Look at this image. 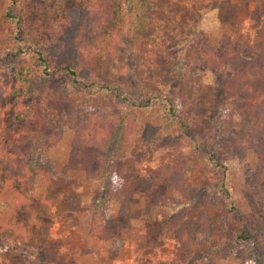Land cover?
Masks as SVG:
<instances>
[{"label":"rangeland","instance_id":"rangeland-1","mask_svg":"<svg viewBox=\"0 0 264 264\" xmlns=\"http://www.w3.org/2000/svg\"><path fill=\"white\" fill-rule=\"evenodd\" d=\"M148 1L152 4L149 35L140 53L124 51L104 58L96 82L99 89L89 103L101 115L123 114L129 108L118 99L130 100L139 87L146 92V100L167 98L178 108H196L188 128L196 147L181 152L183 182L191 201L184 202L180 192L165 189L159 178L163 168L175 161L173 146L181 136L159 144H147L142 139L136 142L130 157L121 163L132 167L138 177L131 214L122 218L117 215L116 204L105 198L101 182L67 171L73 139V130L67 127L57 147L38 152L33 168L37 190L29 192L27 188L20 207L19 200L8 206L0 197V264H177L190 257L191 264H256L261 260L264 252L243 235L241 223L242 215L249 212L244 190L257 163L248 139L250 128L235 130L218 125L216 111L225 99L224 84L233 72L229 67L210 70L206 51L215 47L235 50L248 59L264 58V0ZM51 4L45 0H0V32L8 31L20 13L30 19L41 18V12ZM39 50L34 47L19 58L0 56L4 122L0 152H13L15 135L36 127L33 114L53 111L42 96L36 95L31 82ZM188 65L195 66L190 75ZM66 83L74 85L72 80ZM104 87L109 91H101ZM159 112L155 107L140 114L139 121L156 125ZM241 145L246 146L244 155L238 152ZM41 170L52 178L49 193L64 196L56 203H42L47 189ZM5 181L0 177V193ZM223 184L226 190L220 189ZM15 189L19 191L20 184L16 183ZM157 200L158 216L144 219L143 211ZM97 206L113 232L112 239L102 241L90 234ZM36 207L44 210L39 220L28 217L29 209ZM202 215L211 226L209 241L184 250L178 237L180 228L185 224L200 226ZM38 223L48 229L45 238ZM213 244L230 248V255L215 262L209 257Z\"/></svg>","mask_w":264,"mask_h":264},{"label":"trees","instance_id":"trees-1","mask_svg":"<svg viewBox=\"0 0 264 264\" xmlns=\"http://www.w3.org/2000/svg\"><path fill=\"white\" fill-rule=\"evenodd\" d=\"M52 1L51 8L41 12V18L30 19L24 14L14 16L8 31L0 32V56L19 58L34 47L38 64L31 73L36 95L52 106L51 113L41 110L33 114L35 128L15 135L13 152H0V177H5L0 197L7 205L18 207L23 203V193L37 190L33 168L41 149L59 145L65 128L73 130L66 169L79 172L91 181L102 183L105 198L117 206V215L126 218L131 214L132 201L138 190V177L132 167L122 166L130 157L136 142L159 144L181 136L174 144L175 161L166 165L159 178L167 190L183 195L191 201V194L183 182L184 161L181 152L195 148L188 135L191 117L196 108H178L167 98L146 100V92L139 87L129 99H118L129 109L123 113L101 115L89 103L98 91L99 64L108 56L122 52L138 55L148 38V20L151 2L148 0H45ZM264 43V34L261 36ZM210 70L229 67L233 75L225 82V99L216 111L221 128L243 130L249 126L248 139L257 155L255 173L244 190L249 212L242 215L243 235L253 239L257 249L264 252V58L248 59L237 51L211 47L206 51ZM20 60V59H18ZM195 66L188 65V75ZM63 79V80H62ZM72 80V85L66 83ZM101 91H109L101 88ZM155 107L160 108L156 125L139 121V115ZM3 113L0 110V136L4 132ZM240 145V144H239ZM238 152H246L241 145ZM46 194L43 201L56 203L64 196L48 191L52 178L46 170ZM20 184V190L15 184ZM223 184L220 189L224 190ZM226 190V188H225ZM48 207V206H45ZM158 200L143 211L146 220L158 216ZM43 208H31L29 218L39 219ZM46 212L50 208H45ZM90 234L102 241L113 238L105 225L100 206L93 212ZM200 226L183 225L178 233L184 250L194 248L210 239V224L206 216H199ZM45 238L48 229L38 223ZM41 238L40 243H44ZM231 249L222 244L211 245L209 257L215 262L225 260ZM250 255H253L251 253ZM193 257L181 259L177 264H191ZM256 264H264V253Z\"/></svg>","mask_w":264,"mask_h":264},{"label":"crops","instance_id":"crops-1","mask_svg":"<svg viewBox=\"0 0 264 264\" xmlns=\"http://www.w3.org/2000/svg\"><path fill=\"white\" fill-rule=\"evenodd\" d=\"M52 194V193H51ZM55 195V194H54ZM62 195V194H61ZM44 201L42 200V203H43ZM98 207V206H97ZM96 209V208H95ZM94 209V210H95ZM49 213H51V209H50V211H49ZM41 215V214H40ZM40 215H39V217H40ZM39 220V219H38ZM93 236V235H92ZM95 238H97V237H95Z\"/></svg>","mask_w":264,"mask_h":264}]
</instances>
